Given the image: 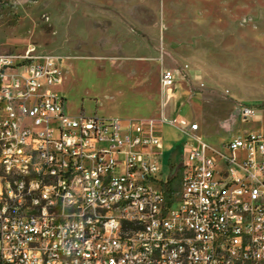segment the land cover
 I'll list each match as a JSON object with an SVG mask.
<instances>
[{"label": "built area", "instance_id": "obj_1", "mask_svg": "<svg viewBox=\"0 0 264 264\" xmlns=\"http://www.w3.org/2000/svg\"><path fill=\"white\" fill-rule=\"evenodd\" d=\"M176 80L161 71L168 100ZM62 83L54 56L0 55V264H264V132L216 149L198 123L178 121L170 195L164 128L177 119L71 115ZM261 112L244 106L242 119ZM29 163L35 185H22Z\"/></svg>", "mask_w": 264, "mask_h": 264}, {"label": "rangeland", "instance_id": "obj_2", "mask_svg": "<svg viewBox=\"0 0 264 264\" xmlns=\"http://www.w3.org/2000/svg\"><path fill=\"white\" fill-rule=\"evenodd\" d=\"M28 49L58 59L71 115L177 119L170 176L184 160L179 119L216 149L264 132V0H0V55ZM163 69L177 73L170 100ZM244 106L262 118L245 122Z\"/></svg>", "mask_w": 264, "mask_h": 264}, {"label": "bare ground", "instance_id": "obj_3", "mask_svg": "<svg viewBox=\"0 0 264 264\" xmlns=\"http://www.w3.org/2000/svg\"><path fill=\"white\" fill-rule=\"evenodd\" d=\"M15 175H25V168H15ZM36 163H29L28 174L22 177V185H35ZM122 205H135V198H122ZM35 238H42V230H35ZM170 247H179V240L170 239ZM138 250H152V242H138Z\"/></svg>", "mask_w": 264, "mask_h": 264}, {"label": "crops", "instance_id": "obj_4", "mask_svg": "<svg viewBox=\"0 0 264 264\" xmlns=\"http://www.w3.org/2000/svg\"><path fill=\"white\" fill-rule=\"evenodd\" d=\"M180 120L187 121V120H185L183 118L182 119H179V121ZM166 129H167V126L164 128V156H165V164L168 165V159L170 158V154L174 150V145L171 147V149L168 148L169 141H168V138H167V131H166ZM253 132H259V131H253ZM177 141H179V137H178V134L175 133V137L173 139V142H177Z\"/></svg>", "mask_w": 264, "mask_h": 264}, {"label": "trees", "instance_id": "obj_5", "mask_svg": "<svg viewBox=\"0 0 264 264\" xmlns=\"http://www.w3.org/2000/svg\"><path fill=\"white\" fill-rule=\"evenodd\" d=\"M172 169H174L173 166H171ZM180 176H181V169H178L176 172V175H173L172 178L169 181V184L167 186V191L171 195L172 191L178 187V183L180 181Z\"/></svg>", "mask_w": 264, "mask_h": 264}]
</instances>
